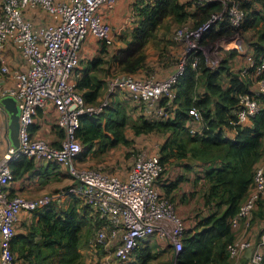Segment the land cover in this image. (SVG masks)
Segmentation results:
<instances>
[{
    "label": "built area",
    "instance_id": "obj_1",
    "mask_svg": "<svg viewBox=\"0 0 264 264\" xmlns=\"http://www.w3.org/2000/svg\"><path fill=\"white\" fill-rule=\"evenodd\" d=\"M212 1L216 0H197V3ZM116 2L4 0L0 11V110L4 109L1 104L3 98L10 97L16 101L19 144L13 146L7 137L5 151L1 152L0 149V264H15L11 238L20 211H32L48 204L56 196L42 194L28 197L10 193V162L22 154L38 161H53L66 166L75 181L64 192L81 197L90 210L105 222L96 232L94 240L103 249L106 261L109 258L106 253L112 250L116 264L129 262L135 255L136 247L154 233L171 238L169 245L174 253L182 248L180 238L184 222L169 197L155 186V181L164 169L159 153L139 158L124 177L99 170L78 171L74 166V161L83 149L81 142L74 136L80 117H97L108 106L100 103V97L94 104L87 103L77 88L74 72L79 63V53L89 36L107 47L113 45L117 34L105 18V13L112 11ZM30 13H43L50 20L34 23ZM244 15L235 4L229 7L225 4L222 10L213 13L197 28L178 31V38L186 40L187 48L172 73L157 80L120 75L111 80L108 96L113 95L115 90L125 89L133 100L153 109L154 114L163 116L164 108L158 102L163 97H167L168 101L174 98L173 85L184 70L187 56L200 51L196 43L200 42L212 25L224 19L237 30ZM233 35L236 37L232 39L237 38L234 48L239 52H250L248 43L239 39L238 32ZM9 45L18 50L25 69H13L6 61L3 53ZM247 63L240 73L243 76L252 73L257 87L251 94L239 98L237 124L249 122L262 106L260 97L264 93V78L260 76L264 61L255 66L250 53L247 55ZM196 64L194 59L191 66L195 68ZM7 77L11 78V82L5 84ZM49 103L58 114L55 125L64 133L58 146L33 136L31 131V126L36 124L37 111ZM189 114L199 119L194 110H190ZM90 179L93 183L89 182ZM260 200L264 201V154L255 166L248 195L237 213L230 218L233 229L240 223L249 226L253 210ZM260 246V243L251 245L246 239L234 240L228 244L227 252L230 258H236L246 254L250 248L251 263L264 264Z\"/></svg>",
    "mask_w": 264,
    "mask_h": 264
},
{
    "label": "trees",
    "instance_id": "obj_2",
    "mask_svg": "<svg viewBox=\"0 0 264 264\" xmlns=\"http://www.w3.org/2000/svg\"><path fill=\"white\" fill-rule=\"evenodd\" d=\"M223 2L227 7L235 4L244 12L241 26L235 30L224 19L205 32L200 44L206 45L218 37H229L235 32L245 38L244 34L251 31V37L246 42L255 66L258 65L264 61V0H216L203 4H198L197 0H137L131 10L135 22L133 37L142 43L150 32L161 26L164 17H170L180 27L189 24L197 28L213 13L222 10ZM236 55L238 51L231 49L227 59L217 68L211 69L207 66L202 51L189 54L182 74L173 85L174 98L168 101L167 97H163L158 102L164 108V115L159 119H147L143 115L131 126L135 137L153 132L167 134L159 148L163 168L174 159L185 169H192L195 162L203 169L199 177L203 179L201 198L204 208L200 214L191 218V226L186 227L184 224L180 238L181 250L174 253L170 246L173 264H229L227 246L235 240L230 218L237 213L248 195L255 166L263 156L264 93L260 97L262 106L250 119L251 124L236 123L239 98L254 90L249 75L243 76L230 69L229 60ZM194 59L197 61L195 68L191 66ZM126 64V75L129 76L142 69L141 58H132ZM177 65L178 63L168 74ZM95 66L96 62H93L92 67ZM260 77L264 78V68ZM148 78L149 76H145L141 79ZM77 81V88L85 101L91 104L96 102L101 95L100 91L106 86L94 82L89 70L84 71ZM200 87L203 89L201 94L198 92ZM190 110H194L199 119L189 114ZM192 120L200 121L199 132H191L187 126ZM128 122L124 107L118 103L115 106L108 105L97 117H80L74 136L82 144L81 153L87 152L94 145L98 146L100 152L118 144L127 147L131 142L125 135ZM35 128V125L31 126V131ZM55 128L61 141L64 133L57 126ZM225 130L235 131L234 138L226 137ZM38 162L40 161L32 156H17L10 162L12 180L21 177ZM184 178L180 174L164 183L162 189L167 196L173 198L169 197L171 202L175 199L172 191ZM69 196L72 200L63 208H57L55 202L50 201L31 211L38 215L36 224H32L26 234L12 235L11 249L14 258L17 254V257L24 260L23 264H80L82 233L88 235L91 232L95 239L96 232L105 222L90 210L81 197L73 194ZM263 202L260 200L257 205ZM36 234L40 237L36 238ZM93 243L95 247H100L95 240ZM135 252L136 261L125 264H147L151 259L148 247L138 246Z\"/></svg>",
    "mask_w": 264,
    "mask_h": 264
},
{
    "label": "rangeland",
    "instance_id": "obj_3",
    "mask_svg": "<svg viewBox=\"0 0 264 264\" xmlns=\"http://www.w3.org/2000/svg\"><path fill=\"white\" fill-rule=\"evenodd\" d=\"M134 2L136 3L137 0H134ZM3 3L4 0H0V11L2 9ZM129 4H126L127 8L129 7ZM133 4L132 6H134ZM223 5H225V3H223ZM162 20L163 21H161V26L157 28L156 31H153L152 33L150 32L147 35L146 39L142 40L143 42L141 43L138 40H135L133 37V28L135 22L132 18L131 12H128L127 9V12L114 13L113 16L109 17L108 19L112 30L114 31L115 35L117 34L116 36H114L115 38L113 45L105 47L101 42H98L91 36L87 38L88 41H85L84 45L90 44L92 47V51L89 54L82 52L79 53V63L74 72V80L77 84V80L83 75V72L89 70L94 82L101 83L103 86L106 84L105 89L102 90V92L100 91L101 95L99 101L100 103H106L110 106H115V104L118 103L124 107L129 118L128 126L125 132L131 142L129 145H127V148H125L123 145H117L109 149L105 153H98L97 157L100 160H108L103 166L100 165L101 167L96 165L77 164V161L75 160L74 166L78 171H81V169H88L92 171L99 170L118 177H124L128 173L130 167L139 158L150 155L156 151L155 144L156 142H160L162 140V137H160L159 134L154 133L142 134L139 137H135L132 134L131 126L133 123H137V120L140 116L144 115L149 119H159L161 116L154 114L153 111H151L145 104L133 100L125 89L115 90L114 94L110 96H108V92L110 91L111 80L127 73L126 63H129L132 58H134V60L141 58L142 69L137 74L135 73L134 75L130 76L134 79H141L145 76H149L148 79L152 80H157L167 76L172 67L179 63V61L182 59L187 48V42L186 40L178 38V31L182 29L191 30V28L195 27L189 24H186L188 26L185 28L180 27L174 24L175 22L170 17H164ZM250 33L251 31L244 34V37L246 38L245 39L243 38L242 34L238 32L239 39L243 42L248 41V38L251 37ZM232 37L236 36L231 35L230 37H218L215 40L208 42L206 45L200 44L199 41L196 43L198 50L203 52L208 67H210L211 69L217 68L223 62V60L227 59L229 51L231 49H236L234 48V44L237 43V38L232 39ZM236 51L238 50L236 49ZM93 62H96L95 67H92ZM122 63L124 66H122ZM229 64L231 66V70L233 69L232 71L238 70L237 72H240L244 68L243 64L240 63L239 60L233 61V59H230ZM198 92L200 94L203 92L202 87L198 89ZM107 96L109 98L108 101ZM199 123H196V127L194 126V128H200L201 126L199 125ZM7 127L8 123L2 117H0V138L6 134V131L8 130ZM52 130L56 131V128L52 126ZM1 143L2 145H4L3 151H5L7 145L6 143ZM167 166H170L167 168L169 170V174L168 172L166 173L167 170H164V173L162 175L163 179H165L166 176L168 177V175L170 177L172 176L171 179H175L178 175L185 174L188 177L186 181H189L190 176L192 177L193 174H195L194 171H190L191 169L188 171L182 166V164L179 165L174 161H172L171 164ZM121 169L128 170L124 176H121L117 174V171H114ZM67 172L69 173L67 175L69 177V180L66 182V184H64L62 188L55 191L43 193V195L48 194L50 196L56 194V196L52 198L51 201L55 202V205L59 209L67 206L72 200L70 199V196L64 192V190H66V187L72 184L75 179L68 170ZM89 182L93 183L91 179L89 180ZM196 182L198 184V187L203 186V179L200 178L199 181H197L196 178ZM159 190H161V192L165 194L162 189ZM190 194L192 195V199L190 200L191 203L190 205H185V207L188 206L194 209L192 213L194 217L201 213V207L204 208V205H202V199L199 198L202 197L199 191L195 192V194L193 191ZM168 197H170V195ZM170 198L173 199L172 197ZM199 199L201 200V202ZM172 203L176 208L175 201ZM180 208L184 210V206H180ZM180 216L184 224H186L187 220L190 219V216ZM189 226H191V223H188L187 227ZM244 228L248 227H245L243 223H240L236 228H234L235 241H242L245 239L246 233ZM263 230L264 222L258 221L257 225L251 227V234H253L254 239L253 244H256L258 243V241L262 240L259 235L261 232H263ZM170 239L171 238L167 236H161L158 233H154L151 236V240H149L146 245L149 247V250L151 252V259L147 262V264H173V252L169 245ZM93 240V234H91V232L88 235L87 233H82L80 244L81 258L79 263L116 264L115 258L112 254V250L106 253L109 256L106 261V258L103 257L105 255L104 252H102L103 249H101V247H95ZM260 248L262 251H264V245H261ZM132 258L133 256L129 261H131ZM229 264H241V260L229 257Z\"/></svg>",
    "mask_w": 264,
    "mask_h": 264
},
{
    "label": "crops",
    "instance_id": "obj_4",
    "mask_svg": "<svg viewBox=\"0 0 264 264\" xmlns=\"http://www.w3.org/2000/svg\"><path fill=\"white\" fill-rule=\"evenodd\" d=\"M133 3H134V0H117L114 9L110 12L105 13L106 14L105 18L108 20L109 17H112L114 13L127 12V9H128V12H131L132 7H133L132 6ZM126 4L127 5L129 4L128 8H127ZM29 16L32 20H34V23H37V24L41 23L43 21H49L50 20L49 17L43 13H36V14L30 13ZM86 40L88 41V39H86ZM91 51H92V47L90 44H87V45L83 44L82 49H81L82 53L89 54ZM250 53L251 52H247V53L238 52V55H236L232 59H233V61L239 60V62L243 64V67H245L248 64L247 63V55ZM3 54H4L5 59L9 63L11 68H13V69H25V64H24L23 60L21 59L18 50L15 47L9 45L5 49ZM237 71L238 70H235L234 72H237ZM248 77L250 78L251 83H253L252 89H255V87H257V86H256V80H255L254 76L251 73ZM10 82H11V78H9V77H7L4 80L5 84L10 83ZM57 115L58 114H57L54 106L51 103L47 104L44 108L39 109L37 111V116H36V124H35L36 128L34 129V131H32L33 136H35L37 138L44 139L50 143L59 145L61 142L60 141L61 138H59L57 136V134L55 133V131L52 130V126L54 128L56 126L55 120L58 117ZM0 117H2L8 123V115L4 109L0 110ZM144 117L149 119L147 116H144ZM199 122L200 121H198V120H192V121L188 122L187 126L189 127L191 132H199L201 130V127L200 128H198V127L194 128L195 124L199 123ZM250 124H251L250 122H246V123H243L242 125H250ZM199 125H200V123H199ZM153 133L159 134L160 137H162V140L160 142H156V144H155L156 145V149H155L156 151L154 153H159L160 145L167 138V134L160 133V132H153ZM45 134H46V136H45ZM224 134L226 137L233 139L235 136V131L225 130ZM125 135H126V132H125ZM7 137H8V130L6 131V134L0 138V142H3V144L6 143V145H7ZM42 137H44V138H42ZM126 137L128 138V135H126ZM118 145H123V144H118ZM3 146L4 145H2V143H1V147H0L1 152H3ZM123 146L125 148H127L126 145H123ZM106 151H108V150H106ZM106 151L100 152V150L98 149V146L94 145L92 148H90V150H88L85 153H81L76 158L77 164L96 165V166L101 165V166H103L108 160L107 161L100 160L97 157V154L98 153H105ZM154 153H152V154H154ZM171 161L175 162L174 159H172ZM195 164H196V162H195ZM195 164L193 165V168L191 170L187 169L188 171L189 170L194 171L195 174H193L192 177L190 176L189 181H186L188 177L185 174H182L183 176H186V177L178 184L176 189L174 191H172V194L175 195L174 201L176 204L177 211L179 210L178 212H180L179 214L182 215L183 217L190 216V219H188L189 222L187 220L186 227H187L188 223L192 224L191 218L193 217L192 213L194 210L188 206L185 207V205H190V203H191L190 200L192 199L191 198L192 195L190 193H192L194 191V194H195V192L199 191V193L201 195L203 192V189H204V186L198 187V184L196 182V178H198L197 181H199V179H200L199 176L203 172L202 166L199 163H197L196 165ZM168 167H170V166H167V165L164 166V170H167L166 173L168 172V174H169V170L167 169ZM114 171H117V174L124 176L128 170L127 169H121V170H114ZM163 173H164V171L155 181V186L159 189H162V188L164 189V187H163L164 183L168 182L172 178V176L170 177L168 175V177L166 176V178L163 179V177H162ZM68 174L69 173L67 172V168L63 164H58L55 162L40 161V162L35 164L34 168H32L29 171H26L21 177L13 179L9 184V191L11 194H22V195H26L28 197H37V196L42 195L45 192H51V191H55V190L62 188L64 186V184H66V182L69 180V177L67 176ZM199 198L202 199L201 197H199ZM200 202H201V200H200ZM259 204L256 205L254 210H253L252 220H251L250 226H248V228H244L245 233H246L245 239L248 240L251 243V245L257 244V243L253 244L254 239H253V234H251V227L257 225L258 221L264 222V202L261 203L260 205ZM180 206H184V210L181 209ZM201 209H202V207H201ZM37 220H38V215L34 214V212L21 210L19 215H18V220L16 221V223L14 225L13 234H18V233L26 234L29 231L32 224L33 225L36 224ZM260 235H259V237L262 238V241H258V243H260V245H264V230H263V232L260 233ZM35 237L39 238L40 235L36 234ZM149 240H151V236L149 238L145 239L143 242H141L139 247H148L146 245H147V242ZM80 252H81V249H80ZM133 259H134V261H133ZM236 259H240L241 264H252L250 257H246V254L239 255L238 257H236ZM135 261H136V252H135V255L132 258V260L129 262L132 263ZM263 261H264V253H263ZM23 262H24V260L22 258L17 257V254H15V264H23Z\"/></svg>",
    "mask_w": 264,
    "mask_h": 264
},
{
    "label": "water",
    "instance_id": "obj_5",
    "mask_svg": "<svg viewBox=\"0 0 264 264\" xmlns=\"http://www.w3.org/2000/svg\"><path fill=\"white\" fill-rule=\"evenodd\" d=\"M1 104L8 115V138L13 146L17 147L18 141V108L13 98L6 97L1 100ZM251 249H247L246 257H250Z\"/></svg>",
    "mask_w": 264,
    "mask_h": 264
}]
</instances>
